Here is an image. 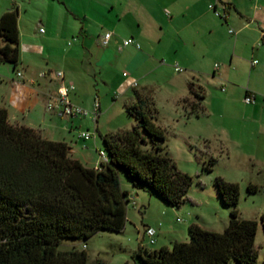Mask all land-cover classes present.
Segmentation results:
<instances>
[{
    "label": "trees",
    "instance_id": "16d2710c",
    "mask_svg": "<svg viewBox=\"0 0 264 264\" xmlns=\"http://www.w3.org/2000/svg\"><path fill=\"white\" fill-rule=\"evenodd\" d=\"M17 18L16 8L0 15V64L13 69L18 65ZM189 94L180 104L197 116L203 96ZM125 111L135 125L99 134L105 159L91 169L70 156L66 143L11 124L0 108V264H89L84 250L57 247L64 240L87 241L98 232L121 233L130 193L124 186L145 189L171 207L187 200L191 178L165 151V131L155 124L150 98L135 93ZM214 186L229 208L223 232L191 224L188 242L156 250L139 247L133 264H255V237L259 224L264 234V214L241 219L238 184L216 177Z\"/></svg>",
    "mask_w": 264,
    "mask_h": 264
},
{
    "label": "crops",
    "instance_id": "0c3cea01",
    "mask_svg": "<svg viewBox=\"0 0 264 264\" xmlns=\"http://www.w3.org/2000/svg\"><path fill=\"white\" fill-rule=\"evenodd\" d=\"M157 1L159 21L154 27L158 32V35L154 36V44L157 45V49L153 46L154 44L148 46L138 41V39L141 41L142 39L137 36V31L136 34L131 30L128 34L120 33L122 29L119 25H111L112 28L108 30L111 33L109 43L106 47H102L100 38L106 30L104 31L100 24L96 25L92 20V18L100 16L101 12L104 13L101 1H98L100 3L86 2L90 9L81 12L82 20L93 25L84 24L79 13L73 15L74 22L77 23L74 25V30L78 34L75 36L76 39L78 37L76 42L78 40L79 42L74 46L73 51H69L67 55L59 56L57 50H53V54L48 52L49 55H44L42 50L40 54L34 55L35 58L19 59L18 46V65L15 69H12L11 74L0 73V108L7 111L8 120L11 124L33 129L47 140L66 143L70 147V156L73 159L87 168L96 169L99 163L102 162L98 158L99 156L96 157L94 154L96 151L98 155V151L102 148L98 135L109 132H107L108 128L102 132L97 130L103 97L99 95V91L95 90V96L91 99V95H89L87 89L85 90L84 80L97 74L101 78L100 82L104 87L102 89L110 90L113 85H118L117 88L122 89L123 95H125L124 105L135 101V93L146 96L151 100V97H149L150 92L162 87L161 82L158 80L164 74L163 60L160 58L164 56H161V54L165 51L172 56L173 53L177 52V48L173 47L169 38L165 36L164 26L168 27L177 20L181 21L180 25L184 26L175 32V36L182 45L185 46L187 40H190L192 46L195 47L205 32H209L208 29H211L209 25L212 22H216L218 27L224 29L221 22L214 17L218 16L216 14H219L218 18L227 25L230 22L232 11H235L248 22V25L241 27L240 35L234 32L231 35L228 33L230 29L227 30V34L234 38L233 56L227 57L223 49L208 48L204 50L198 48L200 52L205 53V56L207 53H212L214 59L221 62L220 65L214 63L209 66L211 70L210 83L208 84L211 88L209 90V100L217 105L214 115L222 120V123H230L229 126L217 128L210 123L208 118L212 115L210 112L211 103L209 102L208 108L204 107L203 88L195 82L198 79L192 69V72L180 75L173 66L171 80L169 79L167 82L174 89L167 91V95L173 106H176L175 110L180 109L185 119H190L189 121L205 120L204 122H206V126L198 131L193 129L192 132L189 131L188 134H183V140L203 144L208 155L212 154L211 149L215 146V149H218L227 160L236 159V165L239 167L244 168L250 165L252 169L248 171L249 175L252 174L254 167H258L260 171H263L264 186V62L259 63L256 59L251 58L256 53L250 51L247 65L245 56H241L235 51V47L240 40L243 42L244 39L246 41L249 39L247 34L242 36V33L248 32V28H253L255 25L257 31L253 28L251 32L256 33V38L259 37L261 42H264V36H262V33H264V0H199L203 6L202 12L195 7L192 0ZM205 1L209 2L207 9L205 8ZM246 1L252 5H249ZM210 12L214 16L210 15ZM89 13H96L97 16L95 17ZM117 16L119 18L115 21H118L116 23L119 24L123 18L120 17L119 12ZM207 16L212 19L210 24L207 23ZM102 17L104 18V15ZM105 19L109 21L110 18L106 15ZM18 22L19 18H17L19 45L23 40L24 32L20 31ZM52 22V19L47 22L50 25L53 24V27L51 25L49 30L55 28V24ZM41 23L42 20L39 21L38 28ZM124 25L129 27V25ZM123 28L126 31L125 27ZM188 29L191 30L190 33ZM45 33L44 31L42 34L45 35ZM52 33L53 31L48 32L49 36L45 37L46 42L51 41ZM93 35L95 37L91 38ZM125 39H132L137 43L138 49L133 46L122 47L121 42ZM251 48L253 50L254 47ZM205 56L201 54L200 58ZM172 59L178 60L173 56ZM186 60L179 63L185 67H191V64H184L187 63ZM253 61H256V63L252 65L251 62ZM175 65L179 68V64ZM246 65L249 69L247 74H245ZM57 71L62 72V80H57L54 77V73ZM16 72H21L22 77L17 78ZM112 75L114 77L120 76L122 79L116 82L112 80ZM61 82L73 84L74 91L69 95L72 104L84 109H86L84 107L86 105L90 108L91 113H94V104H98L95 111V122L91 121L90 117L62 119L46 110V102L54 95L58 84ZM133 83H136L135 87L132 86ZM214 86H223L224 88H220L221 93H219L217 90H213ZM129 90L136 91L133 95H130ZM190 90L203 96L201 101L203 112L197 116L191 115L189 109L180 104L181 99L190 97ZM247 91L255 94L253 103H244L243 100ZM90 129H93L95 133L93 139L82 141L78 138L79 131L89 132ZM119 131L124 130L116 132ZM116 132L110 131V133ZM248 185L254 186L255 184L249 183ZM124 188L130 190L129 186H124ZM262 214H264V210Z\"/></svg>",
    "mask_w": 264,
    "mask_h": 264
},
{
    "label": "rangeland",
    "instance_id": "374dc122",
    "mask_svg": "<svg viewBox=\"0 0 264 264\" xmlns=\"http://www.w3.org/2000/svg\"><path fill=\"white\" fill-rule=\"evenodd\" d=\"M90 1H101L103 5L104 13L101 12V15L103 14L104 18L103 15L97 16L96 13L89 14L97 16L92 20L96 25L100 24L104 31L109 32L108 30L112 28L111 25H119L122 29L120 33L128 34L131 30L134 34L138 32L137 36L142 41L138 37L137 39L143 44L151 46L155 43L154 36L158 35V32L154 27L159 21L157 0H0V15L10 8L16 7L18 11V26L20 31L24 32L23 40L18 45L19 59L35 58L34 55L40 54L42 50L44 55H49L48 52L53 54V50H57L59 56L67 55L69 51H73L72 49L79 42V40L76 42L78 37L76 39L75 36L78 34L74 30V25L77 23L74 22L73 15L79 13L82 20L81 12L88 10L89 6L86 2ZM192 1L193 4L195 3V7L202 12V3L199 0ZM205 2V8L207 9L209 2ZM241 3L244 5L243 2ZM246 3L252 5L247 1ZM118 12L120 17L123 18L119 24L116 23L118 21H115L119 18L117 16ZM106 15L109 16V21L105 19ZM210 15L214 16L212 12H210ZM207 17V23L210 24L212 19L209 16ZM214 17L221 22L224 29L218 27L216 22H212L209 25L211 27V29H208L209 32H205L195 47L192 46L190 40H187L185 46L182 45L175 36V32L184 26L180 25L181 21L177 20L168 27L164 26L165 36L169 38L171 45L177 48V52L173 53L172 56L178 60L172 59V56L165 51L161 54V56H164L160 57L163 60L164 74L158 80L161 82L162 87L152 90L149 96L153 108L157 111L155 124L165 131L163 144L165 151L175 163L176 168L191 178L187 200L179 207H171L155 195L149 194L145 189L131 188L126 206V224L121 233L103 231L96 233L87 241L64 240L57 247L59 251H68L73 247L77 250H84L89 264H133L132 255L139 247L156 250L162 246L171 248L176 242H188V227L191 224H196L205 230L221 233L228 224L229 208L223 206L220 202L214 186L216 177H221L226 182L238 184L239 200L237 210L241 219H259L264 210L263 171H260L258 167H254L252 174L249 175L248 171L252 169L250 165L244 168L239 167L236 165V159L227 160L218 149H215V146L211 149L212 154L208 155L203 144L183 140V134L186 135L189 131L192 132L193 129L198 131L206 126V122H204L205 120L189 121L190 119H185L180 109L175 110L176 106H173L167 95V91L174 89L167 80H171L173 66L176 67L175 64H179L180 75L195 71V77L198 79L195 82L203 88V105L208 108L211 103L209 100V90L211 88L208 86L211 71L209 66L214 63L220 65L221 62L214 59L212 53H207L205 56V53L200 52L198 48L204 50L208 48L223 49L227 57H231L234 54V38L227 34V30L230 29L235 34L239 33L240 35L241 27L248 25V22L235 11H232L230 22L227 25L218 16ZM51 19L53 20L52 23L55 24V28L49 30L51 25L53 27V24L47 23ZM41 20L42 23L38 28V23ZM82 22L84 24L88 23L90 26L93 25L83 20ZM123 23L129 25V27H126ZM63 26L65 27L63 28ZM253 28L257 31L256 25ZM253 28H248V32L242 33V36L248 35V41L244 39L241 42L240 40L235 47L237 54L245 56L246 64L249 60L248 54L250 55V51L256 53L251 58L256 59L259 63L264 62V42L262 43L259 37L256 38V33L251 32ZM39 29L45 31V35L42 34L43 32L40 33ZM51 31H53L51 41L46 42L45 37H48V32ZM188 32L190 33L191 30L188 29ZM94 37L95 35L91 38ZM153 46L157 49V45L154 44ZM251 47H254L253 50ZM201 54H204L205 57L200 58ZM185 60L187 63L184 64H191V67H185L179 63L180 61L185 62ZM247 65L245 74L249 70ZM12 69L13 67L10 64H0V73L11 74ZM111 78L116 82L122 79L120 76L114 77L113 75ZM100 79L99 75L95 74L84 80L85 90L87 89L91 99L95 96V90L99 91V95L103 97L100 109L101 115L97 124L98 132H102L106 128H108L107 132L109 133L110 131L130 130L135 125V121L125 111L124 102L126 99L123 95L124 92L122 89L117 88L118 85H113L110 90L102 89L104 87ZM223 86H214L213 90L221 93L220 88H224ZM135 91L129 90L130 95H133ZM84 107L91 115L90 108L86 105ZM210 107L212 114L208 118L210 123L217 128L229 126L230 123L224 124L222 120L214 115L217 107L216 103L213 104L212 102ZM89 115L88 117H90ZM89 132L94 133L93 129H90ZM94 154L98 157L96 151ZM249 183L255 184L254 186L257 188L255 193L247 192L246 188ZM146 228H152L155 231L154 244L152 245L149 243V238L144 235ZM82 245H85L84 249H82ZM255 248L257 253L255 264H264V234L260 224L255 237ZM228 264L234 263L230 262Z\"/></svg>",
    "mask_w": 264,
    "mask_h": 264
},
{
    "label": "built area",
    "instance_id": "2783aa9c",
    "mask_svg": "<svg viewBox=\"0 0 264 264\" xmlns=\"http://www.w3.org/2000/svg\"><path fill=\"white\" fill-rule=\"evenodd\" d=\"M219 16V14H217ZM39 32L42 33L43 30L39 29ZM229 34H233L232 30H229ZM262 36H264V33H262ZM111 38L110 32H105L101 38H100V45L102 47H106L109 43V40ZM122 47L126 46H133L135 49H138L137 43H135L132 39H125L121 42ZM256 61L251 62V64H255ZM175 71L180 72L181 69L178 67H175ZM43 76V75H42ZM16 77L21 78L22 74L21 72H16ZM54 77L57 80H62V72L57 71L54 73ZM133 87L136 86V83H133ZM74 91V86L71 83H59L54 95L46 102L45 108L48 112L53 113L59 118L62 119H71V118H85L88 117L89 112L86 111V109L79 107L77 105H74L71 103L69 95L71 92ZM255 100V94L251 92H246V95L244 97V103L250 104L253 103ZM98 108V104H94V113H91L90 119L91 121L95 122L96 120V113L95 111ZM95 137V133H90L88 131H79L78 138L82 141H88L90 139H93ZM98 156L102 160V162L105 159V154L103 150L98 151ZM98 168V167H97ZM144 235L149 238V243L152 245L154 243L153 237L155 235V231L152 228H146L144 230ZM85 248V245L82 246Z\"/></svg>",
    "mask_w": 264,
    "mask_h": 264
}]
</instances>
